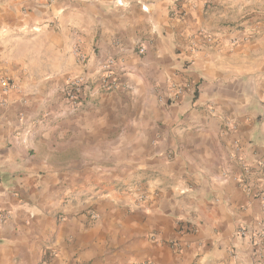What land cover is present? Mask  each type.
Segmentation results:
<instances>
[{
    "label": "crops",
    "instance_id": "0c3cea01",
    "mask_svg": "<svg viewBox=\"0 0 264 264\" xmlns=\"http://www.w3.org/2000/svg\"><path fill=\"white\" fill-rule=\"evenodd\" d=\"M1 78L0 264H264V0H0Z\"/></svg>",
    "mask_w": 264,
    "mask_h": 264
},
{
    "label": "built area",
    "instance_id": "2783aa9c",
    "mask_svg": "<svg viewBox=\"0 0 264 264\" xmlns=\"http://www.w3.org/2000/svg\"><path fill=\"white\" fill-rule=\"evenodd\" d=\"M142 9L145 10L143 7ZM203 41L208 45H212L215 43L214 39L211 36H203ZM144 51L145 49L143 47H140L139 53L142 54L144 53ZM73 56L79 64L83 65L85 63V57L77 48L73 50ZM119 87L120 84L115 72V60L112 58H108L99 65L97 78L95 80H91L85 75H76L70 77L66 80L62 93L65 104L71 109H78L87 103L88 98L92 94L110 93L117 90ZM11 88L12 86L7 79H0V94H6ZM167 89V101L168 103L172 104H178L184 96L189 94L193 96L195 92L192 84L184 79L169 83ZM5 104V100L0 98V106L4 107ZM259 163V168L262 170V175H264V158L261 159ZM244 167L245 174L251 173L250 169L247 166ZM146 197L147 196L144 192L139 193L135 202L138 205H141L145 202ZM6 217L7 215L0 211V223ZM89 217H91L92 219H96L97 215L91 212L89 213ZM237 235L241 238L248 237L250 245L255 250L264 241V232L252 236L245 229H239Z\"/></svg>",
    "mask_w": 264,
    "mask_h": 264
},
{
    "label": "trees",
    "instance_id": "16d2710c",
    "mask_svg": "<svg viewBox=\"0 0 264 264\" xmlns=\"http://www.w3.org/2000/svg\"><path fill=\"white\" fill-rule=\"evenodd\" d=\"M48 254H49V252H46V255L44 257L45 260H47L49 258Z\"/></svg>",
    "mask_w": 264,
    "mask_h": 264
},
{
    "label": "rangeland",
    "instance_id": "374dc122",
    "mask_svg": "<svg viewBox=\"0 0 264 264\" xmlns=\"http://www.w3.org/2000/svg\"><path fill=\"white\" fill-rule=\"evenodd\" d=\"M139 193H143V190H138V194ZM138 194H137V196H138ZM137 196H136V198H137Z\"/></svg>",
    "mask_w": 264,
    "mask_h": 264
}]
</instances>
